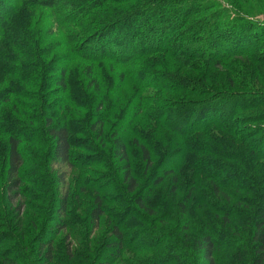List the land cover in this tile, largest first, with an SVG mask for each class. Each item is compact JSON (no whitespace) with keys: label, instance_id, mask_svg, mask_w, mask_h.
<instances>
[{"label":"trees","instance_id":"trees-1","mask_svg":"<svg viewBox=\"0 0 264 264\" xmlns=\"http://www.w3.org/2000/svg\"><path fill=\"white\" fill-rule=\"evenodd\" d=\"M126 1L131 0L120 3ZM243 1L136 0L133 5H121L119 13L114 12L116 17H98L95 11L109 0H15L0 15V75L4 77L0 79V94L6 92L0 95V133L4 136L0 137V168L12 209L9 225L2 216L0 221L9 233L6 238L14 243L0 250V264L29 263L31 258L26 252L32 241L40 264H72L73 256L78 254L80 258H92L89 253L94 252L95 242L86 228L95 230L108 214L104 208L106 199L100 195L105 188L92 187L83 177L91 165L111 170L110 179L120 172V177L113 181L120 189L121 206L129 204L135 218L147 220L156 213L158 199L150 194L167 177L169 195L184 186L185 195L178 203L179 214L183 216L186 205L193 202L199 203L197 208L206 210L199 214L203 229L193 239V247L204 260L199 264H215L218 243L215 226L209 220H220L222 226L232 229L233 217L247 220L244 227L234 229L241 243L231 249L249 250L251 264H264V128L252 127L264 122V94L253 91L243 81L246 75L236 78L231 74L221 76L224 79L221 80L217 79L219 74L210 71L213 66L224 68L234 57L245 58V63L257 58L259 64H264V22L246 8L259 13L264 10L251 3L253 0H246L249 6L241 10ZM37 8L55 9L56 24L64 31L65 41L59 53L52 52L50 43L43 41L40 35L43 29L33 26L32 13ZM127 28L131 32L130 40L132 35L139 37L138 49L133 52L114 49L116 55L110 56L102 41L112 32L127 33ZM234 38L238 39L235 45L231 44ZM239 44L246 47L234 48ZM107 61L123 70L130 71L134 66L133 75L124 72L122 77L123 84L129 76L128 82L137 88L134 97L137 102L135 112L122 127L121 108L117 110L119 102L124 103L125 110L133 98L125 95L120 98L115 92L109 97L110 91L104 89V84L107 87L114 75L103 71L100 78L94 70ZM74 62H77L75 66ZM151 62L161 68L164 63L167 66L156 80H140L137 73L146 75ZM240 69L242 73L248 72L247 66ZM183 70L195 76L184 74ZM230 71L235 72V68ZM209 79L210 87L199 85ZM238 87L248 90L240 91ZM57 93L60 95L55 97ZM185 95L202 97L195 100ZM257 108L261 110L253 117L238 115ZM109 119L115 120V126L106 132L104 125ZM22 143L44 149L38 151L39 155L32 151L36 159L30 173L33 176L30 188L23 187L29 177L22 172L27 163ZM130 144L137 148V160L150 180L142 192L133 169ZM88 152L93 155H85ZM46 157L51 161L50 166ZM171 157H175V162L164 167ZM155 164H162L158 173L153 172ZM204 179L207 182L201 183ZM89 189L93 196L85 214L87 219L81 220V214L70 215L69 204ZM198 193L201 196L197 197ZM126 210L120 212L119 219L114 216L110 231L113 239L109 245L115 248L116 255L120 251V258L124 249L144 251L130 249L126 240L129 234L125 229L129 219L124 214ZM238 220L241 223L242 219ZM51 221L55 222L53 236L57 240L59 235L63 239L73 237L61 248L65 258L60 260L54 255L60 251L59 243L55 238L41 236ZM78 227L83 229V235L69 233L62 237L66 229ZM185 229L186 226L182 230ZM27 238L31 240L28 246ZM168 238L175 240L164 247L154 239L153 245L160 247L152 250L167 249L174 256L152 263L197 264L187 251L190 240L185 242L186 238L182 237L181 241L176 234L170 236L166 232L163 239ZM129 260L127 264L151 263L144 259Z\"/></svg>","mask_w":264,"mask_h":264},{"label":"rangeland","instance_id":"rangeland-1","mask_svg":"<svg viewBox=\"0 0 264 264\" xmlns=\"http://www.w3.org/2000/svg\"><path fill=\"white\" fill-rule=\"evenodd\" d=\"M15 0H0V15H4L6 13V10L9 9V7H12V4H14ZM110 2H108L107 4H105V6L99 10L95 11V15H97L98 17L105 15L106 17H112L115 16L117 13L114 12H118V10H120V7H122L121 5H126V4H134L133 2L136 0H131V1H126L125 4L120 3V0H109ZM251 3H257L258 6L262 9V11L264 10V0H253ZM235 5V4H234ZM248 3L247 1H243V5L241 7H239L241 10H244L246 7H248ZM54 7V6H53ZM238 7V6H237ZM55 8V7H54ZM54 8H37L33 11L32 15H33V26H38L40 27L42 30V33L40 34L42 36V38L44 39L43 41H46L47 44L50 45V49L52 52H60L62 50L63 47L60 46H64L65 41H64V36H63V32L60 27L56 24V16H55V9ZM248 9L249 12H252L255 14V16L253 17H262V21H260L261 23L264 22V17L263 14L264 13H259L257 11H252L250 10V8H246ZM119 13V12H118ZM120 15V14H119ZM116 17V16H115ZM154 19V17H153ZM1 20V19H0ZM40 21V24L38 25L37 23ZM1 22V21H0ZM259 23V24H261ZM68 29V28H67ZM69 30H71V28H69ZM72 31H77V30H72ZM127 33L125 32H112L109 35V38L104 39L103 44L104 47L106 48V52L110 55V56H115L116 54L113 52L114 49H117V51H135L138 49V44L137 41L139 40V37L134 35H132V39L130 40L129 36H130V29L127 28L126 30ZM130 32V33H129ZM136 36V37H135ZM238 39L234 38V40L231 41V44L233 43V45H235V43L237 42ZM248 40H246V44H249L247 42ZM115 45V46H114ZM113 46V47H112ZM245 44H239L238 46H234V48L236 49H241L244 48ZM115 47V48H114ZM246 47V46H245ZM145 59V58H144ZM257 58H255L252 61H247L245 63V58H230V60L227 61V65H225L224 68H222V66L219 67H215L213 66L211 68L210 71L212 72H216L217 74H219L220 76L217 77V79L221 78V80H224L222 77H227L228 75H235L236 78H242V77H247L246 80H243L244 82H246L248 85H250L252 87V90L255 92H260L262 94H264V64H259V62L256 60ZM163 60V59H162ZM165 60V59H164ZM163 60V61H164ZM154 61V59L152 60V62ZM57 62V61H56ZM151 63H149L148 66V73L146 75H142L140 76L139 72L137 73L139 76L140 80H144L146 82H149L151 80H156L158 77V75H160L165 67L167 66L165 63L162 65L163 68H161L159 65L155 66ZM74 62V66L76 65ZM230 66V68H229ZM241 66H247L248 72H243L240 69ZM96 67V66H95ZM235 68V72L230 71L231 69ZM239 68V71L236 73V69ZM131 70H127L126 68H123L120 66H117L113 63H109L104 62V64L101 65V67H96L95 70V74H100V78H102L101 72L106 71L108 73V75H114L112 80L110 81V83H107V87L104 84V89L107 88L110 92L109 97L113 96V93H117L118 96L121 97H130L133 98L130 102V105L127 106L126 108H124L125 110H123L122 107H124V103L119 102V105L117 110L120 109V127H122V125L124 124V122H126V119L128 116H132L134 111V106H136V99L134 98L137 94V88L132 84L128 82L129 76H126V81L125 84H123V77L124 76V72L125 74L127 72H129L130 74H134L133 73V69L134 66H131L130 68ZM162 70L161 72H155L157 70ZM257 70V71H256ZM53 71H56V68H53ZM132 71V72H131ZM182 72V71H181ZM184 74H188L190 76H195L192 75V73L190 71L187 70H183ZM200 75V74H199ZM249 75V76H248ZM189 76V77H190ZM222 76V77H221ZM197 77V76H196ZM4 77H2L0 75V79H3ZM77 79V78H76ZM232 81V80H231ZM225 82V81H224ZM228 82V81H227ZM212 83V80H205V82H201L199 85L200 86H204V87H210ZM123 85V87H121ZM119 87H121V91L122 94H120V90ZM240 91H247L248 89L246 88H240ZM151 91V90H149ZM250 91V90H249ZM148 92V91H147ZM154 91L152 90L151 93H153ZM1 93V92H0ZM6 92H4V94H0V95H5ZM60 95V94H59ZM58 93L55 94V97L59 96ZM125 95V96H124ZM129 95V96H127ZM134 95V96H133ZM165 95V94H164ZM176 95V94H173ZM186 98H191V99H199L202 96H190V95H185ZM164 97H167V95H165ZM169 97H175V96H169ZM80 98V96H79ZM69 99V96H68ZM264 109V106H262V110ZM90 110V109H89ZM92 110V109H91ZM90 110V112H91ZM116 110V111H117ZM261 110L260 108L257 109H246L245 111H242L239 115L240 116H251L253 117L256 114V111ZM83 111V110H82ZM96 113V112H95ZM137 118V122H138ZM243 119V118H242ZM141 120V117H140ZM115 120H111L109 119L108 122H106L107 124L104 125V130L107 132L108 130H111V126H115ZM139 123V122H138ZM256 126H260L264 128V122H260V123H255L253 124L252 127H256ZM79 130V128H77V131ZM0 137H4L1 133H0ZM129 137H132V135ZM0 138V139H1ZM21 149H22V153L25 155L26 159H27V163L26 166L23 167L22 172H25L27 175L25 176L27 179V182H25L23 184L24 188H30L32 185L30 184V178L31 175V169H32V164L34 163L36 157L35 155H32V151L34 150L36 154H40V152L38 153V151H43L44 149H42L39 146H31L28 143H22L21 144ZM1 146V145H0ZM106 148V147H104ZM129 148H131V160H132V165H133V169L136 171L135 173H137V176L139 178V183L142 189L139 188V190L142 192V190H146L147 185L150 184V180L149 177L144 173V171L142 170L143 168V164L137 160V148H135L134 145L129 146ZM109 149V148H108ZM78 150L75 149V152H77ZM108 152V150L106 151ZM80 154L82 152H79ZM85 155L90 156L93 155L92 152H88ZM48 157H46V162L48 163V165H51V161L50 159L47 160ZM34 160V161H33ZM175 157H171L169 160H166L164 162V167L172 164L175 162ZM111 163L115 162L114 160H112ZM163 164V162H162ZM162 164H155L153 172H159V168L161 167ZM119 166V165H118ZM140 166V167H139ZM113 168L112 172H116L115 167L112 165ZM139 167V168H138ZM55 169H57V166L55 165ZM63 168H61L62 170ZM87 170V175L86 173H83V177H85L86 180H89V184L92 185V187H102L104 190L100 191V195L102 197H104L105 200V204H104V208H105V212L107 215V218L102 217L99 226L95 229L90 231L89 228H86V231L88 230L92 241L95 242V244L92 246L93 251L92 253H89V255L92 257L91 259L88 260V258L86 256L80 258L81 256L78 255H74L72 258V264H127L128 261H130V258H133L134 262H141V259L144 260H149L151 261L150 264H155L152 262H155L156 260H160L161 259H166L168 257L174 256L172 254L175 253H170L167 249L164 250L163 252L158 249V251L155 252V250H152L155 247H160V246H156L157 244L153 245L154 243V239L157 238V240L159 241V243L164 247L166 245L169 244V242L173 241V239L168 238L167 240H164L163 237L165 235V233H169V235H173L176 234V236L182 241V237H185V242H188L190 240V246L188 248L187 251H189V253L192 255V257L195 259V262L197 264L200 263H204V260L201 259V254L195 249V247H193L194 243H193V239L196 237V234L199 232V229L202 230L203 226L200 223V218H199V214L203 213V211H206L205 208H197L196 206L199 204L197 203H189L188 205H186V209L187 212L181 216L179 214V207H178V203L180 202V200L183 198V196L185 195V190L186 188L180 187L175 193L172 194H168L167 190L169 188V177H167L164 181V183L160 184L157 189L155 191V193H151L150 196L151 197H155L158 200H156L157 202V207H156V213L153 216H150V218L147 220H145L144 218H139L137 216V218H135V214L133 213V211L131 210L132 207L129 206V204H127L128 206H121V204H123L122 202H120V189L117 188L115 182L113 181L114 178L117 179V177L119 178L120 176V172H118V174L114 173L115 175L113 176V179H110V176L112 177V173L111 170H103L100 167H96V166H89L86 168ZM56 170H54L55 172ZM55 174V173H54ZM105 178V180L101 181L100 179ZM77 178H76V182H77ZM183 180V179H181ZM207 180L204 179L201 183H206ZM183 183V181H182ZM4 180H3V176H2V168H0V216H2V219L4 220V222L8 223L11 222L10 219V214L12 212V209L10 208V203L7 200V193L4 190ZM201 188V191H204V189ZM89 192L84 193L83 195H78L74 200V202L69 204V210H70V215H76L78 216V214H81L83 216V218H80L81 220H84V217L86 218L87 211L91 205V200H92V196L93 193L90 192L91 190H88ZM75 193V192H74ZM201 193V192H200ZM200 193H198L197 197H199ZM201 196V195H200ZM253 198V196H251ZM233 202V201H232ZM234 203V202H233ZM76 205V206H75ZM72 206V207H71ZM55 206H53V212H55ZM79 207V211L77 210ZM130 207V210L129 208ZM126 214L127 216H129V219H127L126 221V228L128 229V236L126 238L128 244L130 245V249L134 250V249H138L141 248L144 251H141L139 253L133 252L131 250L128 249H124L122 251H124L121 254V258H120V251L118 252V254L116 255V251L114 247H111L109 245V242L113 239L112 235L110 234L111 231V224L112 221L114 219V216L117 219H119L118 217H120V212L124 209H126ZM26 211V209H25ZM118 214V215H117ZM246 216V215H245ZM9 217V218H8ZM56 218L58 217L57 215L55 216ZM87 219V218H86ZM238 219H242L241 223L240 220ZM246 220L245 218L241 217V218H232L231 221L232 223H235L234 228H226V226H222V224L220 223L221 221L216 220L214 218H211L209 221L210 224H212L213 226H215V230H214V235L215 238L217 239V250L215 251V264H251V258L249 256V250L246 251V249H239L236 250V248L231 249L232 247H234L233 245H235L236 243L240 244L241 240L238 239V236H236L234 234V229H240L242 227H244L246 225ZM71 223L76 225L75 222L73 220H71ZM2 222V223H4ZM217 222L220 223V225L217 224ZM1 221H0V250H4L6 249V246H13L14 243H12L11 240H9L8 235L9 233L4 230V227L2 225ZM54 223L55 222H50V224L48 225L46 231H42L43 234H38L41 235L44 239L45 238H52V240L54 239V241L57 242L58 245H60V251H56V253L54 255H56V257L60 260L62 258H65L62 254L61 248L64 249L65 248V244H67L68 242L72 241L73 237L72 236H67L69 238H61L60 235L58 236V240H57V236H53L54 234ZM236 223L238 224L236 226ZM12 224V223H11ZM87 225V223H86ZM14 226V224H12V227ZM186 226L185 231H183V227ZM16 227V226H14ZM75 227V226H73ZM188 227V228H187ZM79 229L76 230H70V229H66V231H64L65 233L61 234L62 237L64 235H68L69 233H71L72 235L75 236H81L80 234L83 235L84 231L83 229L80 227H78ZM2 231H6L4 235H2L1 233H3ZM41 233V232H40ZM222 233V234H221ZM227 234V235H224ZM65 237V236H64ZM234 237V238H232ZM175 240V239H174ZM192 240V241H191ZM233 240V241H232ZM237 240V241H236ZM31 240L27 238V241L25 243H27V246L30 244ZM192 243V244H191ZM33 241L30 245V247H28L27 249H29V251L27 250V254L30 256V261L29 263L26 264H40L39 260L37 259V255L34 253V246H33ZM57 245V248H58ZM64 246V247H63ZM170 248V246H168ZM56 248V246H55ZM234 250V251H232ZM172 251V250H171ZM239 251V252H238ZM80 253H82L83 255H86L82 250H79ZM247 252V253H246ZM242 253H246V254H242ZM123 257V258H122ZM239 259V261H238ZM60 263V262H58ZM165 262H160V264H164ZM25 264V263H23ZM55 264V263H53Z\"/></svg>","mask_w":264,"mask_h":264}]
</instances>
